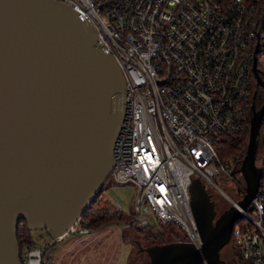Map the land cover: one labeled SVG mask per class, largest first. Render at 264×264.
<instances>
[{
  "label": "built area",
  "instance_id": "built-area-1",
  "mask_svg": "<svg viewBox=\"0 0 264 264\" xmlns=\"http://www.w3.org/2000/svg\"><path fill=\"white\" fill-rule=\"evenodd\" d=\"M59 1L95 27V47L113 57L125 79L109 178L133 181L139 197L136 213L123 227L148 226L143 212L149 208L157 222L177 225L183 241L200 249L189 187L194 178L216 186L214 177L238 172L233 161L220 160L215 144L241 133L252 115V65L260 44L254 5L247 0ZM263 162L264 152L258 191L245 210L239 208L242 217L233 227L240 264H264ZM111 205L112 211H123L118 201ZM91 231L79 219L66 235ZM49 235V244L63 237ZM22 264H44V247L27 248Z\"/></svg>",
  "mask_w": 264,
  "mask_h": 264
},
{
  "label": "water",
  "instance_id": "water-1",
  "mask_svg": "<svg viewBox=\"0 0 264 264\" xmlns=\"http://www.w3.org/2000/svg\"><path fill=\"white\" fill-rule=\"evenodd\" d=\"M96 42L95 27L66 3L0 0V264H21V219L30 231L64 236L111 175L125 79ZM252 70L264 88L256 58ZM263 117L264 103L257 110L252 105L238 168L245 186L236 205L216 217L205 186L194 178L190 206L201 248L185 241L140 247L149 264H236L223 261L220 250L242 217L239 208L245 210L259 188Z\"/></svg>",
  "mask_w": 264,
  "mask_h": 264
},
{
  "label": "rangeland",
  "instance_id": "rangeland-1",
  "mask_svg": "<svg viewBox=\"0 0 264 264\" xmlns=\"http://www.w3.org/2000/svg\"><path fill=\"white\" fill-rule=\"evenodd\" d=\"M261 160L262 151H259L258 145L256 164H260ZM212 180L217 187L204 181L202 183L205 186L207 193L210 195L211 200L215 202L217 212H220L223 208H228L231 205L227 197L231 198L234 202H237L242 197L241 194L238 193L240 192L239 189H244L245 185L240 173L237 172L232 178L214 177ZM102 196L110 203L115 200L118 201L125 213L130 215L136 213V202L139 197V188L133 181L117 183L112 178H109L103 188ZM143 215L147 217L149 224L157 222L154 214L149 208L145 213L143 212ZM113 225V233L103 245V250L101 249L100 252L96 250V253L92 252L90 256L93 257L95 254H98L99 256L103 254L106 256L109 255L112 264H149L147 254L140 251V247H147L150 245L148 241L144 239L143 235L134 229L123 227L122 223H114ZM162 225L166 230L165 240L183 241L185 239L184 233L177 225L173 223H162ZM119 227H123L120 232L118 230ZM20 229L23 231L22 225H20ZM121 235H124V242L120 238ZM175 235H177V238H175ZM29 237L37 246L48 247L49 242L45 230H31L29 231ZM231 237L234 244L237 245L239 236L236 228L232 231ZM51 251L52 247L50 246L45 250V256H50ZM223 251L228 255L232 253L229 245L224 247Z\"/></svg>",
  "mask_w": 264,
  "mask_h": 264
},
{
  "label": "trees",
  "instance_id": "trees-1",
  "mask_svg": "<svg viewBox=\"0 0 264 264\" xmlns=\"http://www.w3.org/2000/svg\"><path fill=\"white\" fill-rule=\"evenodd\" d=\"M247 1L250 4H253L255 7V18L260 29V44L256 54V65L260 77L262 78V80H264V0ZM252 89V104L257 110L264 103V88L261 87L253 78ZM248 139L249 122L246 123L244 130L241 133L222 136L221 139L218 140L215 144V150L220 160L224 162L233 161L234 170L237 171L246 152ZM258 142L259 151L264 152V117L260 126ZM262 166L264 169V162ZM239 190L242 189L240 188ZM102 191L80 218V222L90 230L98 229L110 223L127 222L133 217V215L127 214L124 211H112V205L102 196ZM20 225L23 226V231L20 229ZM131 229H134L142 234L144 239L148 241L150 245L172 242L170 240H165L166 230L159 222L149 224L148 226L143 228L131 227ZM29 231L30 230L27 229L25 221L21 219L18 223L17 228V240L20 248L19 257L21 264L22 259L25 256L26 249L37 246L30 239ZM45 231L49 235V232L47 230ZM175 238H177V235H175ZM51 245L52 244H48V247H50ZM229 246L231 247L232 255L234 256L235 261L237 262V264H240L237 245L234 244L232 237L230 239ZM48 247H44V253ZM44 264H49L45 256Z\"/></svg>",
  "mask_w": 264,
  "mask_h": 264
},
{
  "label": "crops",
  "instance_id": "crops-1",
  "mask_svg": "<svg viewBox=\"0 0 264 264\" xmlns=\"http://www.w3.org/2000/svg\"><path fill=\"white\" fill-rule=\"evenodd\" d=\"M110 223L98 229L92 230L89 234H75L63 236L60 241L52 244L51 255L46 257L49 264H112L109 255L98 254L91 257V253L103 250V245L113 233V225ZM119 224V223H115ZM120 232V231H119ZM46 237L48 234L46 232ZM124 242V235L120 237ZM91 257V258H88ZM88 258V260H87Z\"/></svg>",
  "mask_w": 264,
  "mask_h": 264
},
{
  "label": "flooded vegetation",
  "instance_id": "flooded-vegetation-1",
  "mask_svg": "<svg viewBox=\"0 0 264 264\" xmlns=\"http://www.w3.org/2000/svg\"><path fill=\"white\" fill-rule=\"evenodd\" d=\"M242 190H240V193H238V194H241V196H242V194H243V188H241ZM214 204H215V202H214ZM216 205V204H215ZM226 209V207L225 208H223V210H225ZM215 210H216V206H215ZM223 210H221L220 212H217V210H216V217L223 211ZM215 217V218H216ZM231 239V238H230ZM230 242V241H229ZM227 245H229V243L227 244ZM227 245H225L224 247H226ZM223 247V248H224ZM223 248L220 250V258L223 260V261H225V262H231V261H234L236 264H237V262L235 261V258H234V256L232 255V253L230 254V255H228V254H226L224 251H223Z\"/></svg>",
  "mask_w": 264,
  "mask_h": 264
}]
</instances>
